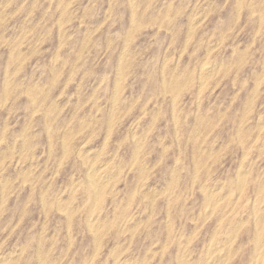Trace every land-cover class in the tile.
Wrapping results in <instances>:
<instances>
[{"label": "rangeland", "instance_id": "1", "mask_svg": "<svg viewBox=\"0 0 264 264\" xmlns=\"http://www.w3.org/2000/svg\"><path fill=\"white\" fill-rule=\"evenodd\" d=\"M0 103V264H264V0H0Z\"/></svg>", "mask_w": 264, "mask_h": 264}, {"label": "bare ground", "instance_id": "2", "mask_svg": "<svg viewBox=\"0 0 264 264\" xmlns=\"http://www.w3.org/2000/svg\"><path fill=\"white\" fill-rule=\"evenodd\" d=\"M227 2V1H226ZM7 4V3H6ZM69 4V3H68ZM240 5V4H239ZM49 8V7H48ZM132 8V7H131ZM146 9V8H145ZM205 9V8H204ZM207 10V9H206ZM209 11V10H208ZM206 12V11H205ZM62 13V12H61ZM210 13V12H209ZM68 16V15H67ZM200 19H201V17H200ZM59 21V20H58ZM163 22V21H162ZM195 22V21H194ZM260 23V22H259ZM132 24V23H131ZM195 24V23H194ZM129 32V31H128ZM92 36V35H91ZM132 36V35H131ZM126 43V42H125ZM85 48V47H84ZM83 49V48H82ZM14 51V50H13ZM57 53V52H56ZM210 54V53H209ZM18 57V56H17ZM121 58V57H120ZM21 59V58H20ZM120 60V59H119ZM165 61V60H164ZM21 62V61H20ZM218 62V61H217ZM221 63V62H220ZM212 64V63H211ZM20 65V64H19ZM120 67V66H119ZM165 67V66H164ZM207 67V66H206ZM209 67V66H208ZM60 68V67H59ZM217 68V67H216ZM216 71V70H215ZM13 72V71H12ZM11 72V73H12ZM206 72H208V71H206ZM214 72V71H213ZM7 73V72H6ZM200 73V72H199ZM164 74V73H163ZM208 74V73H207ZM165 77V76H164ZM196 77V76H195ZM188 78V77H187ZM118 80V79H117ZM204 81V80H203ZM7 82V81H6ZM201 84V83H200ZM186 85V84H185ZM204 85V84H203ZM14 86V85H13ZM116 86H118V85H116ZM164 86V85H163ZM50 88V87H49ZM201 88H203V87H201ZM255 91V90H254ZM117 92V91H116ZM115 92V93H116ZM5 94V93H4ZM115 100V99H114ZM199 103V102H198ZM1 104V103H0ZM33 104V103H32ZM57 106V105H56ZM33 107V106H32ZM115 107V106H114ZM49 110V109H48ZM219 110V109H218ZM158 111H160V110H158ZM156 115V114H155ZM174 115V114H173ZM196 115V114H195ZM110 121H112V119L110 120ZM260 121V120H259ZM113 122H114V120H113ZM175 123V122H174ZM27 125V124H26ZM110 126H111V124H110ZM86 128V127H85ZM6 129V128H5ZM79 129V128H78ZM110 129V128H109ZM176 129V128H175ZM249 129V128H248ZM4 131V130H3ZM136 132V131H135ZM250 132V131H249ZM248 132V133H249ZM191 133V132H190ZM49 134V133H48ZM109 135V134H108ZM135 135V134H134ZM77 136V135H76ZM143 139V138H142ZM253 139V138H252ZM141 140V139H140ZM247 140V139H246ZM105 142V141H104ZM107 143V142H106ZM121 144V143H120ZM123 144V143H122ZM69 145V144H68ZM234 145V144H233ZM251 145V144H250ZM221 146V145H220ZM104 147V146H103ZM219 147V146H218ZM228 147V146H227ZM10 148V147H9ZM14 148V147H13ZM164 148V147H163ZM212 151V150H211ZM116 153V152H115ZM9 155V154H8ZM12 154L10 153V156H11ZM34 155H35V153H34ZM81 155V154H80ZM209 155V154H208ZM135 159V158H134ZM0 161H1V159H0ZM95 163V162H94ZM109 163V162H108ZM206 163V162H205ZM241 163V162H240ZM100 164V163H99ZM94 165V164H93ZM107 165V164H106ZM147 165V164H146ZM95 166H97V165H95ZM90 167H92L93 168V166H90ZM98 168V167H97ZM97 168H96V170H97ZM236 169V168H235ZM33 170V169H32ZM92 170V169H91ZM99 170V169H98ZM149 170V169H148ZM200 170V169H199ZM208 170V169H207ZM2 171V170H1ZM94 171V170H93ZM31 172V171H30ZM90 173H92V172H90ZM106 173V172H105ZM117 173V172H116ZM9 174V173H8ZM96 174V173H95ZM141 174V173H140ZM99 175V174H98ZM94 176V178H92V179H94V185H98V183L100 182V177L99 176ZM101 175H102V173H101ZM100 175V176H101ZM103 175H104V171H103ZM102 175V176H103ZM112 175V174H111ZM10 176V175H9ZM91 176V175H90ZM105 176V175H104ZM237 176V175H236ZM89 177V176H88ZM99 177V178H98ZM105 179H106V177H104ZM3 179V178H2ZM9 179V178H8ZM27 179V178H26ZM243 179V178H242ZM193 181V180H192ZM240 181V180H239ZM242 181V180H241ZM24 182V181H23ZM236 182V181H235ZM5 183V182H4ZM101 183H102V179H101ZM106 183V182H105ZM238 183V182H237ZM102 184H104V183H102ZM102 184H101V186H102ZM107 184V183H106ZM241 184V183H240ZM240 184H239V186H240ZM210 185V184H209ZM218 186V185H217ZM3 187V186H2ZM210 187H211V185H210ZM151 188V187H150ZM115 190V189H114ZM148 190V189H147ZM4 191V190H3ZM74 191V190H73ZM95 191H96V193H97V190L95 189ZM157 191V190H156ZM218 191V190H217ZM144 192V191H143ZM192 192V191H191ZM212 192H214V191H212ZM258 192V191H257ZM90 193V192H89ZM93 193V192H92ZM95 193V192H94ZM152 193V192H151ZM173 193V192H172ZM98 194V193H97ZM257 194V193H256ZM224 195V194H223ZM240 195V194H239ZM170 196V195H169ZM238 196V195H237ZM98 197V196H97ZM96 197V198H97ZM99 197H100V195H99ZM96 198H95V200H96ZM238 198V197H237ZM92 199H94L93 197H92ZM212 199V198H211ZM86 200V199H85ZM43 201V200H42ZM128 201V200H127ZM218 201H220L219 199H218ZM229 201V200H228ZM235 201H236V199H235ZM93 202H95V201H93ZM92 202V203H93ZM43 203V202H42ZM90 204V203H89ZM127 204H129V203H127ZM217 204V203H216ZM259 205H261V204H259ZM255 206V205H254ZM1 207V206H0ZM126 207V206H125ZM205 208V207H204ZM212 208H215V207H212ZM45 209V208H44ZM126 209V208H125ZM214 210V209H213ZM225 210V209H224ZM80 211V210H79ZM78 211V212H79ZM169 211V210H168ZM258 212V211H257ZM74 213V212H73ZM236 213V212H235ZM234 213V214H235ZM91 214V213H90ZM97 214H98V212H97ZM96 215V214H95ZM93 216V215H92ZM234 216V215H233ZM90 217V216H89ZM248 217V216H247ZM263 217V216H262ZM114 218V217H113ZM150 218V217H149ZM242 218V217H241ZM246 219V218H245ZM128 220H130V219H128ZM127 220V221H128ZM138 220V219H137ZM95 221V220H94ZM144 221V220H143ZM207 221V220H206ZM229 221V220H228ZM92 222V221H91ZM111 222V221H110ZM120 222V221H119ZM142 222V221H141ZM145 222V221H144ZM93 224V223H92ZM95 224V223H94ZM245 224V223H244ZM91 225V224H90ZM139 225V224H138ZM219 225V224H218ZM121 226V225H120ZM88 227H89V225H88ZM127 227H128V225H127ZM43 228V227H42ZM100 228V227H99ZM106 228V227H105ZM237 228V227H236ZM109 229H111V228H109ZM95 230V229H94ZM127 231V230H126ZM215 232V231H214ZM93 233V232H92ZM106 233V232H105ZM105 235V234H104ZM131 235H133V234H131ZM190 235H192V234H190ZM257 236V235H256ZM104 238V237H103ZM231 238V237H230ZM258 239V238H257ZM263 239V238H262ZM166 241V240H165ZM218 241V240H217ZM71 242V241H70ZM188 242V241H187ZM220 242V241H219ZM262 242V241H261ZM210 243V242H209ZM224 243V242H223ZM257 244V243H256ZM261 244V243H260ZM187 245V244H186ZM261 245H263V244H261ZM222 246V245H221ZM257 246V245H256ZM260 246V245H259ZM213 249V248H212ZM219 249V248H218ZM97 250V249H96ZM22 251V250H21ZM191 251V250H190ZM214 251V250H213ZM16 252V251H15ZM256 253V252H255ZM257 254V253H256ZM206 255V254H205ZM221 255V254H220ZM92 256V255H91ZM189 256V255H188ZM226 256V255H225ZM210 258V257H209ZM226 259V258H225ZM2 260V259H1ZM135 261V260H134ZM183 261V260H182ZM264 261V260H263ZM210 262V261H209ZM256 262V261H255ZM120 263V262H119ZM126 263V262H125ZM129 263V262H128ZM134 263V262H133ZM207 263V262H206ZM219 263V262H218ZM43 264V263H42ZM114 264V263H113ZM215 264V263H214Z\"/></svg>", "mask_w": 264, "mask_h": 264}]
</instances>
